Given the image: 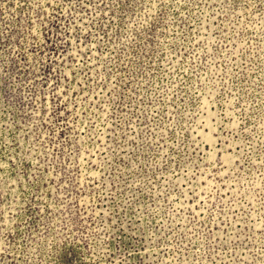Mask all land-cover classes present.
<instances>
[{
    "label": "rangeland",
    "instance_id": "374dc122",
    "mask_svg": "<svg viewBox=\"0 0 264 264\" xmlns=\"http://www.w3.org/2000/svg\"><path fill=\"white\" fill-rule=\"evenodd\" d=\"M0 264H264V0H0Z\"/></svg>",
    "mask_w": 264,
    "mask_h": 264
}]
</instances>
